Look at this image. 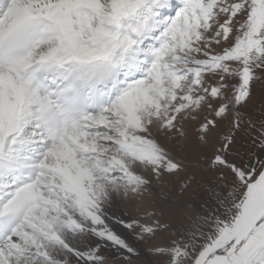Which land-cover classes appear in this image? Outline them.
I'll list each match as a JSON object with an SVG mask.
<instances>
[{
    "label": "snow or ice",
    "instance_id": "snow-or-ice-1",
    "mask_svg": "<svg viewBox=\"0 0 264 264\" xmlns=\"http://www.w3.org/2000/svg\"><path fill=\"white\" fill-rule=\"evenodd\" d=\"M257 85L264 0H0V264H264Z\"/></svg>",
    "mask_w": 264,
    "mask_h": 264
},
{
    "label": "bare ground",
    "instance_id": "bare-ground-1",
    "mask_svg": "<svg viewBox=\"0 0 264 264\" xmlns=\"http://www.w3.org/2000/svg\"><path fill=\"white\" fill-rule=\"evenodd\" d=\"M113 210L116 212L117 215H122L124 213L135 214V209L126 206L123 202L118 203L116 208H114Z\"/></svg>",
    "mask_w": 264,
    "mask_h": 264
},
{
    "label": "rangeland",
    "instance_id": "rangeland-1",
    "mask_svg": "<svg viewBox=\"0 0 264 264\" xmlns=\"http://www.w3.org/2000/svg\"><path fill=\"white\" fill-rule=\"evenodd\" d=\"M261 88H264V85H257L258 90ZM171 192H172V195L178 200H183L186 198V197H180L179 193L175 189H172Z\"/></svg>",
    "mask_w": 264,
    "mask_h": 264
}]
</instances>
